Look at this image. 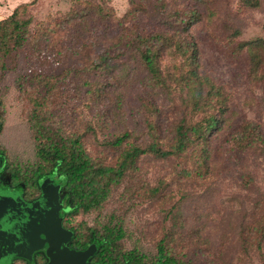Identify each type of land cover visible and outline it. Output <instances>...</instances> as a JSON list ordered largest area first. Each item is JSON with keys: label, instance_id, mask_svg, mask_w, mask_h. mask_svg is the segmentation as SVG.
<instances>
[{"label": "rangeland", "instance_id": "374dc122", "mask_svg": "<svg viewBox=\"0 0 264 264\" xmlns=\"http://www.w3.org/2000/svg\"><path fill=\"white\" fill-rule=\"evenodd\" d=\"M80 1L0 0V19L20 4L34 2L29 14L35 23L48 25L55 19L62 28L52 43L57 60L38 54L29 45L20 53L17 68L0 82V93L7 106L6 127L0 141L8 148L10 157L22 163L35 159L30 117L34 98L45 91L36 73L59 77L54 94L47 98L50 122L61 132L85 134L84 144L94 158L105 159L108 154L111 159L112 152L107 153L111 149L104 147V142L115 132L130 129L138 142L149 140L143 126L151 113L144 105L149 97L144 93L145 85L121 75L100 100L99 95L89 91L88 83L102 82L103 77L87 69L86 64L98 52V35H117L123 23L142 32L156 30L155 15L142 13L139 18L125 20L134 2L142 0H95L112 15L91 19L88 27L82 26L86 30L83 31L77 23L61 22ZM221 4V16H234L242 26V33L234 41L206 17L191 27L199 47L200 70L222 86L228 105L225 126L212 140L209 172L188 180L179 171L191 166L192 161L188 164L177 157L156 160L146 156L140 161L137 175L128 176L116 187L100 212L80 214L76 222L87 220L92 224L114 215L125 227V246L132 248L138 244L150 255L166 232L182 230L183 251L193 264H264V231L256 227L264 225V81L253 80L250 56L246 49L237 48L239 42L264 39V8L248 9L238 17L234 13L240 0H222ZM33 28L38 29L39 24ZM86 49L92 53L90 59L85 56ZM183 95L178 91L170 99L164 93L151 94L165 132L167 125L187 111L182 104ZM248 121L257 125L263 137L240 142L241 126ZM161 183L162 192L153 198L136 195L137 191L132 189H148ZM0 187L5 190L1 183ZM199 226L205 227L202 237L208 242L195 235Z\"/></svg>", "mask_w": 264, "mask_h": 264}, {"label": "trees", "instance_id": "16d2710c", "mask_svg": "<svg viewBox=\"0 0 264 264\" xmlns=\"http://www.w3.org/2000/svg\"><path fill=\"white\" fill-rule=\"evenodd\" d=\"M221 1H136L127 11L125 20L139 18L142 13L153 14L157 21L156 30L142 32L123 23L117 35H98L95 42L98 52L92 58V53L86 49L85 56L91 58L86 64L87 69L95 70L103 77L102 82H87L89 91L99 95L100 100L107 87L118 82L121 75L145 85L147 90L144 93L149 97L144 100V105L151 112L143 122L148 141L138 142L130 129L115 132L104 142V147L111 149L107 152H112L111 159H108V154L105 159L94 158L84 144L85 134L61 132L50 122L47 98L54 94L59 77L42 76L41 73L36 75L45 91L34 98L30 117L35 159L22 163L11 158L8 148L0 141V183L5 190L18 193L26 201H33L41 195L49 180L54 181L59 186L61 202L66 210L62 226L70 235L68 246L77 250L92 247L90 260L95 264H193L183 251L185 237L182 230L166 232L158 240L156 251L150 255L138 244L132 248L125 246V227L114 215L107 221L99 220L92 224L87 220L76 222V217L100 212L112 191L128 176L137 175L140 161L146 156L156 160L177 157L188 164L192 161L191 166L179 171L188 180L201 178L209 172L212 140L225 126L228 105L222 86L200 70L199 47L191 27L206 17L234 41L242 33V26L234 16H221ZM33 3L20 4L9 16L0 19V82L8 72L17 68L20 53L29 45L44 57L58 59L52 43L62 30L60 23L55 19L49 22L51 26L35 23L29 14ZM252 8H264L263 0H240L234 14L241 17L243 12ZM111 15L109 9L95 0H81L61 22L77 23L78 29L83 30L82 26L88 27L91 19H106ZM34 24H39V28H33ZM237 48L239 51L247 50L253 80L264 81V39L239 42ZM178 91L184 93L182 104L187 111L180 119L167 125L165 130L168 132H165L162 116L151 94L164 93L173 99ZM6 122V99L0 93V136ZM240 132V142L249 143L263 137L253 121L244 123ZM163 187L161 183L148 189H132L137 191L136 195L140 193L153 198L162 192ZM256 227L264 231V225L257 224ZM204 229L199 226L195 235L208 242L202 237ZM18 261L50 264L44 249L36 251L32 259L16 256L8 264Z\"/></svg>", "mask_w": 264, "mask_h": 264}, {"label": "water", "instance_id": "95a60500", "mask_svg": "<svg viewBox=\"0 0 264 264\" xmlns=\"http://www.w3.org/2000/svg\"><path fill=\"white\" fill-rule=\"evenodd\" d=\"M59 199V186L52 180L31 203L0 187V264L16 256L32 259L42 249L50 264H95L90 260L92 247L68 246L70 235L62 226L66 210Z\"/></svg>", "mask_w": 264, "mask_h": 264}, {"label": "flooded vegetation", "instance_id": "af4514ba", "mask_svg": "<svg viewBox=\"0 0 264 264\" xmlns=\"http://www.w3.org/2000/svg\"><path fill=\"white\" fill-rule=\"evenodd\" d=\"M38 198H39V197H38ZM38 198H37V199H38ZM37 199H35V200H37ZM35 200H33V201H27V202H30V203H31V202H34ZM59 200H60V203L63 205V203L61 202V195H60V199H59ZM25 201H26V200H25Z\"/></svg>", "mask_w": 264, "mask_h": 264}]
</instances>
